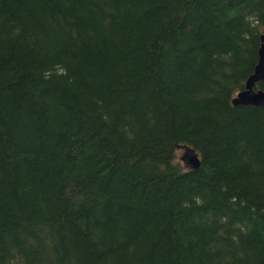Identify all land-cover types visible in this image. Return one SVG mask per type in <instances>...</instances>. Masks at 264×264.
<instances>
[{"label": "trees", "instance_id": "obj_1", "mask_svg": "<svg viewBox=\"0 0 264 264\" xmlns=\"http://www.w3.org/2000/svg\"><path fill=\"white\" fill-rule=\"evenodd\" d=\"M263 32L264 0H0V264H264Z\"/></svg>", "mask_w": 264, "mask_h": 264}, {"label": "water", "instance_id": "obj_2", "mask_svg": "<svg viewBox=\"0 0 264 264\" xmlns=\"http://www.w3.org/2000/svg\"><path fill=\"white\" fill-rule=\"evenodd\" d=\"M258 83L264 84V32L260 36L258 60L254 71L245 81L243 89L232 99V105L235 107L253 106L264 109V90L255 88ZM182 162L192 169H197L200 165L198 155L191 148H186L182 156Z\"/></svg>", "mask_w": 264, "mask_h": 264}, {"label": "rangeland", "instance_id": "obj_3", "mask_svg": "<svg viewBox=\"0 0 264 264\" xmlns=\"http://www.w3.org/2000/svg\"><path fill=\"white\" fill-rule=\"evenodd\" d=\"M185 151H186V148H182L181 150L178 149L177 151L175 162L181 167H184L183 162H182V156L184 155Z\"/></svg>", "mask_w": 264, "mask_h": 264}, {"label": "bare ground", "instance_id": "obj_4", "mask_svg": "<svg viewBox=\"0 0 264 264\" xmlns=\"http://www.w3.org/2000/svg\"><path fill=\"white\" fill-rule=\"evenodd\" d=\"M255 88L260 89V88H258L257 84H256ZM237 94H238V93H236L235 95H237ZM233 98H234V97H233ZM233 98H232V99H233Z\"/></svg>", "mask_w": 264, "mask_h": 264}]
</instances>
